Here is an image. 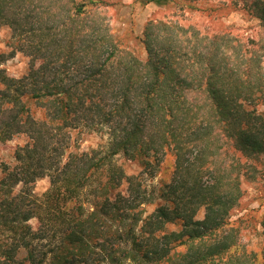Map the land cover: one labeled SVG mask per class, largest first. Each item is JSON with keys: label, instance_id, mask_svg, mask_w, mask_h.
<instances>
[{"label": "trees", "instance_id": "1", "mask_svg": "<svg viewBox=\"0 0 264 264\" xmlns=\"http://www.w3.org/2000/svg\"><path fill=\"white\" fill-rule=\"evenodd\" d=\"M232 3L258 21V40L151 20L141 60L94 0H0L12 47L0 66L30 59L20 78L0 69V147L25 139L0 160V264H264L230 220L241 177L256 180L264 160V0ZM75 132L107 143L75 151ZM169 155L170 181L149 190L142 175Z\"/></svg>", "mask_w": 264, "mask_h": 264}, {"label": "rangeland", "instance_id": "2", "mask_svg": "<svg viewBox=\"0 0 264 264\" xmlns=\"http://www.w3.org/2000/svg\"><path fill=\"white\" fill-rule=\"evenodd\" d=\"M82 1V0H80ZM89 1V0H85ZM91 6L98 9L105 24L119 42L120 46L133 52L141 60H145L146 53L141 43V37L148 21H158L186 29L196 30L202 35L230 33L238 40L247 43L251 38L259 39L263 35L258 21L252 19L245 12L233 6L232 0H171L167 4L157 5L150 0H94ZM236 39V40H237ZM12 51L11 33L8 29L0 31V55L8 56ZM30 68V59L17 53L0 66L9 77L20 78ZM1 88V86H0ZM25 139L18 137L0 147V160L12 161V155L18 145ZM107 143V138L99 134L73 133V150L88 152L101 148ZM226 148L233 152L227 144ZM227 149V150H228ZM243 163L240 152H236ZM116 161L124 167L129 175H139L143 167L136 162L119 156ZM174 157H166L155 176L144 173L146 184L151 191L159 190L169 182L174 169ZM259 170L256 180L241 177L242 197L239 205L232 211L231 222L236 223L240 230V239L248 250L261 252L264 247L261 222L264 220V160L252 162ZM50 188V178L39 180L35 186V193L41 195ZM154 208L150 207L149 211ZM204 217L201 212L199 219ZM32 225L37 227V221ZM26 255L22 253L20 258Z\"/></svg>", "mask_w": 264, "mask_h": 264}]
</instances>
